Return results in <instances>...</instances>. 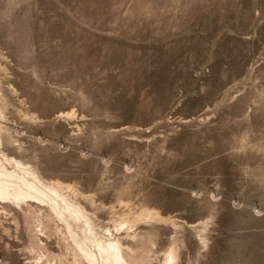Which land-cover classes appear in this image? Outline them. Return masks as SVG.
Segmentation results:
<instances>
[{
  "label": "rangeland",
  "instance_id": "obj_1",
  "mask_svg": "<svg viewBox=\"0 0 264 264\" xmlns=\"http://www.w3.org/2000/svg\"><path fill=\"white\" fill-rule=\"evenodd\" d=\"M0 151L128 264H264V0H0ZM28 204L0 264H85Z\"/></svg>",
  "mask_w": 264,
  "mask_h": 264
},
{
  "label": "bare ground",
  "instance_id": "obj_2",
  "mask_svg": "<svg viewBox=\"0 0 264 264\" xmlns=\"http://www.w3.org/2000/svg\"><path fill=\"white\" fill-rule=\"evenodd\" d=\"M55 185L45 183L31 167L7 157L0 151V203L11 205L27 203L28 206V203H38L41 204V207L42 205L46 206L48 208V213H45L48 214L47 217L55 218L65 226L68 232L66 234L69 235L72 245L83 259L79 260L80 262L84 261L85 264H128L127 255L123 252L121 243L103 240L97 236L85 214L86 212L71 204L72 202L69 203L65 198L66 195L62 194L63 191L61 192L57 184ZM30 210H33L32 206ZM72 226L77 227L76 230L80 228V232L75 233ZM117 241L120 240L117 239ZM70 247L72 248L71 245ZM174 251L172 249L168 251L163 264H175L177 258ZM73 253H75L74 250Z\"/></svg>",
  "mask_w": 264,
  "mask_h": 264
}]
</instances>
